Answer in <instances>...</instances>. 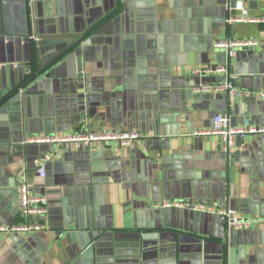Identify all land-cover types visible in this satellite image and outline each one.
Returning a JSON list of instances; mask_svg holds the SVG:
<instances>
[{
	"label": "crops",
	"instance_id": "obj_1",
	"mask_svg": "<svg viewBox=\"0 0 264 264\" xmlns=\"http://www.w3.org/2000/svg\"><path fill=\"white\" fill-rule=\"evenodd\" d=\"M232 1L0 0V96L23 87L17 111L0 120V224L23 222L24 178L49 208L46 231L0 233V264H229L227 247L237 248L235 264H264V135L238 139L231 153L193 135L218 113L264 126V24L229 23ZM246 7L264 16V0ZM27 37L37 38L32 52L38 41H81L56 45L65 53L35 80ZM245 38L259 46L232 59L213 47ZM220 66L226 74L198 73ZM226 80L251 95L231 104L194 90ZM99 131L142 138L59 151L25 141ZM175 200L220 202L249 227L156 206Z\"/></svg>",
	"mask_w": 264,
	"mask_h": 264
},
{
	"label": "built area",
	"instance_id": "obj_2",
	"mask_svg": "<svg viewBox=\"0 0 264 264\" xmlns=\"http://www.w3.org/2000/svg\"><path fill=\"white\" fill-rule=\"evenodd\" d=\"M31 1H52V0H31ZM237 15L229 18V23H250V24H264V16H254L246 7L247 1L250 0H234ZM232 9V8H231ZM37 41L36 37H32ZM259 46L258 39H224L216 41L213 47L217 50L225 51L229 58H234L238 50L245 48H257ZM198 73L203 75L215 73L226 74L227 69L223 66L216 69L205 68L198 70ZM197 93H224L227 95L230 103L251 95L249 90L236 88L230 80L226 83L200 85L194 89ZM264 98V92L260 94ZM195 136H214L217 137L222 149L225 153H231L237 148L238 139H245L247 136H262L264 135V126L253 124L247 120L243 125L234 126L232 118L229 113H218L213 118L211 128L196 131ZM142 136L137 131H99V132H83L74 134L72 136H62L57 134L39 135L29 137L26 142L36 145H50L59 151V147L64 144L73 143L79 146L91 147L94 144H109L114 143L120 147H130L139 142ZM38 173L42 178L46 177L44 165L38 169ZM18 205L20 217L23 222L13 225L0 224V233L3 234H33L46 231L45 219L48 216V198L44 194H37L32 191L31 186L24 178L23 182L18 187ZM157 208H178L189 209L196 213L206 215H213L222 219L229 227L240 230L248 228L249 223L241 221L236 217L235 211L222 206L219 202L202 203V202H187V201H163Z\"/></svg>",
	"mask_w": 264,
	"mask_h": 264
},
{
	"label": "water",
	"instance_id": "obj_3",
	"mask_svg": "<svg viewBox=\"0 0 264 264\" xmlns=\"http://www.w3.org/2000/svg\"><path fill=\"white\" fill-rule=\"evenodd\" d=\"M41 2V1H39ZM50 2V1H49ZM235 1L233 0L231 2V7H235ZM233 14L237 15V11L233 10ZM93 27V24L90 25V28ZM84 39V38H83ZM9 41V40H8ZM81 39L73 40L71 42H68L67 40H49V41H38L35 42L34 45L39 47H34V50L32 52L31 46L34 41L30 37H27L22 40V43L28 47L30 51V55L28 56L27 62H26V72L29 74H33L32 76L34 79H38L40 75H42L44 72H46L51 65H54L58 60V58L65 53V50L61 47L56 48V45H67L68 43H79ZM52 48H50V47ZM49 75V74H48ZM22 88L12 87L10 91H7L3 94V97L0 96V120H2V113L8 109H10L11 112H16V105L19 106V99L22 97L23 92ZM214 118V117H213ZM213 124V123H212ZM234 126H237L236 124H233ZM28 139L26 137L25 141ZM53 149V148H52ZM56 151V150H54ZM20 185V184H19ZM45 195V194H44ZM209 203V202H208ZM220 203V202H219ZM222 205V203H220ZM19 207V205H18ZM154 207V208H153ZM152 211L156 208L154 205L151 207ZM196 213V212H193ZM204 215L202 213H197ZM235 244V234L231 236V240L229 242V245L233 246ZM90 251V250H89ZM89 252L86 253L87 256ZM238 254L236 247H227V255H228V261L229 264H235L236 256Z\"/></svg>",
	"mask_w": 264,
	"mask_h": 264
},
{
	"label": "trees",
	"instance_id": "obj_4",
	"mask_svg": "<svg viewBox=\"0 0 264 264\" xmlns=\"http://www.w3.org/2000/svg\"><path fill=\"white\" fill-rule=\"evenodd\" d=\"M108 19H105L104 22H106Z\"/></svg>",
	"mask_w": 264,
	"mask_h": 264
}]
</instances>
